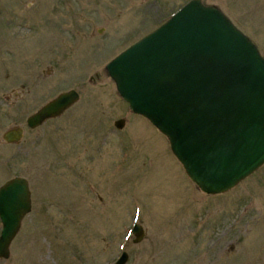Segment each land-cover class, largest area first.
Instances as JSON below:
<instances>
[{
  "label": "rangeland",
  "instance_id": "rangeland-1",
  "mask_svg": "<svg viewBox=\"0 0 264 264\" xmlns=\"http://www.w3.org/2000/svg\"><path fill=\"white\" fill-rule=\"evenodd\" d=\"M189 1L0 0V186L23 177L32 201L0 264H115L122 252L126 264H264V165L227 193L203 194L105 71ZM200 1L264 58V0ZM69 90L76 106L27 128ZM17 127L22 140L4 143ZM135 223L145 234L134 245Z\"/></svg>",
  "mask_w": 264,
  "mask_h": 264
},
{
  "label": "water",
  "instance_id": "water-1",
  "mask_svg": "<svg viewBox=\"0 0 264 264\" xmlns=\"http://www.w3.org/2000/svg\"><path fill=\"white\" fill-rule=\"evenodd\" d=\"M118 95L163 134L185 174L207 195L228 192L264 165V59L217 8L191 0L107 66ZM70 90L26 119L36 129L78 102ZM121 129L123 120L115 122ZM23 130L3 134L19 143ZM26 179L0 187V259L31 211ZM134 243L144 232L135 224ZM116 264H125L123 253Z\"/></svg>",
  "mask_w": 264,
  "mask_h": 264
},
{
  "label": "bare ground",
  "instance_id": "bare-ground-1",
  "mask_svg": "<svg viewBox=\"0 0 264 264\" xmlns=\"http://www.w3.org/2000/svg\"><path fill=\"white\" fill-rule=\"evenodd\" d=\"M40 259H42V258H47V257H43V255H40V257H39Z\"/></svg>",
  "mask_w": 264,
  "mask_h": 264
}]
</instances>
